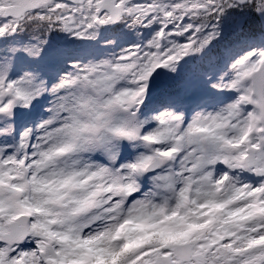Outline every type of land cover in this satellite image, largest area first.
<instances>
[{
	"label": "snow or ice",
	"instance_id": "obj_1",
	"mask_svg": "<svg viewBox=\"0 0 264 264\" xmlns=\"http://www.w3.org/2000/svg\"><path fill=\"white\" fill-rule=\"evenodd\" d=\"M0 264H264V0H0Z\"/></svg>",
	"mask_w": 264,
	"mask_h": 264
}]
</instances>
